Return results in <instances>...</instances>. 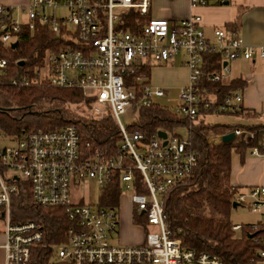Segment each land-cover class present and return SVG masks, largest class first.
<instances>
[{"label": "built area", "instance_id": "built-area-1", "mask_svg": "<svg viewBox=\"0 0 264 264\" xmlns=\"http://www.w3.org/2000/svg\"><path fill=\"white\" fill-rule=\"evenodd\" d=\"M226 0H189L190 6L206 7ZM151 0H28L25 6L0 5V87H50L81 91L91 99L88 109L94 119L110 115L119 133L115 156L83 144L71 125L54 130L22 131L10 135L0 127V264H36L34 248L44 239L42 227L32 221H12V199L21 186L29 189L33 205L61 209L67 221L66 241L53 248L54 262L60 264H223L215 255L189 249L172 238L167 228L164 198L186 183L197 165V157L173 131L166 138L158 131L150 139L130 133L122 116L160 104L166 91L148 82L145 69L165 65L184 57L188 83L174 102L181 118L199 115L238 113L244 110L243 95L235 91L218 101L203 83L228 80L229 64L264 60V46L244 43L234 32L217 28L210 40L202 30L199 16L180 22L149 18ZM136 19L129 22L127 19ZM138 20V21H137ZM139 20H144L140 23ZM45 29L54 41L40 61L26 65L11 58L20 50L23 35ZM17 43L12 49V45ZM221 58L218 70L206 58ZM23 62V66L19 63ZM225 63V64H224ZM14 68V69H13ZM264 113V112H263ZM259 146L264 148V128ZM234 143L250 145L257 131L234 127ZM264 157L257 147L248 149ZM137 174V175H136ZM118 179L133 214L142 215L160 233H145L143 243L114 245L119 231L120 208L90 204L76 191L87 185L104 189ZM140 187L142 192H136ZM87 200V201H86ZM235 203L252 213L264 209V186L235 197ZM260 224L264 226V215ZM240 225L232 231L239 232ZM252 264H264V249L257 251Z\"/></svg>", "mask_w": 264, "mask_h": 264}, {"label": "trees", "instance_id": "trees-1", "mask_svg": "<svg viewBox=\"0 0 264 264\" xmlns=\"http://www.w3.org/2000/svg\"><path fill=\"white\" fill-rule=\"evenodd\" d=\"M135 22L136 19H127ZM138 21V20H137ZM142 24L144 20H139ZM231 32H237V24L227 26ZM54 41L48 32L38 28L34 35L27 32L23 35L20 50L11 54V58L21 60L26 65L40 61L44 51L52 48ZM209 67L205 70H218L221 58L214 54L206 58ZM14 69V68H13ZM144 72L148 75V69ZM208 92L214 93L218 101L226 95L241 90L243 82L233 80L228 83H203ZM3 109H12L7 113L0 112V127L10 135H19L22 131L54 130L71 125L76 128L83 144L90 143L91 148H99L108 155L115 156L120 148L118 126L110 115L94 119L83 115L82 111H73L70 107L79 105L88 109L91 99L83 97L81 91L74 89H55L50 87L12 88L0 87ZM82 105H84L82 107ZM79 107V110H81ZM241 117H257L255 113L242 110L238 113H225ZM210 113L199 115L195 120L181 118L170 108L154 104L134 113L137 118L130 124V133H140L150 139L158 131L171 133L177 129L188 132L190 148L197 157V165L191 178L177 187L164 198L167 228L172 238L180 239L186 247L198 253L206 252L217 256L223 264H252L257 251L264 249V226L240 225L239 232L232 231L230 212L235 203V190L229 185L232 151L244 158L251 147H260L263 125L241 126L246 130L257 131L250 145L244 143H227L218 146L206 142L209 133L224 135L235 126L207 125L204 118ZM137 175V174H136ZM136 192H142L140 187ZM121 188L118 179L104 189L100 206L120 208ZM210 212V214L207 213ZM133 214L136 225H144L142 215ZM12 221H32L39 224L44 232L43 242L34 248L33 262L36 264H60L54 262L53 248L66 241L64 233L67 221L61 209L40 208L32 204L29 189L21 186L12 199ZM238 233V234H237Z\"/></svg>", "mask_w": 264, "mask_h": 264}, {"label": "crops", "instance_id": "crops-1", "mask_svg": "<svg viewBox=\"0 0 264 264\" xmlns=\"http://www.w3.org/2000/svg\"><path fill=\"white\" fill-rule=\"evenodd\" d=\"M226 2L227 5H224V3L210 4L206 7L192 8L189 0H151L149 18L180 22L192 15L199 16L202 21V30L210 40L213 38L215 29L224 28L226 31L231 32L227 29V26L236 23L238 27L236 33L245 44L253 47L264 46V0H235L233 3H231V0H226ZM27 3L28 0H0V5L5 6L19 7L25 6ZM257 60L263 61V59L256 56L248 62L237 61L229 64L230 75L224 83L233 80L243 82V88L238 91L243 95L244 110L261 117L264 115V70L258 68ZM170 64V67H161L165 71V77L159 83L161 85L167 83L177 88L179 92L188 83V71L184 67V57L180 55ZM149 76L150 72L148 78ZM253 125L255 124L240 123L234 126L241 128V126ZM222 136L209 133L206 136V142L215 146L224 144L221 140ZM231 143H234V141ZM230 166L229 185L235 190V197L239 194L248 193L252 188L264 186V157L251 156L248 151L246 156L241 158L239 154L232 151ZM238 207L241 206L237 204L233 209L237 210ZM253 214H256L255 216L258 218L257 223L251 225L260 224L264 209H261L260 213Z\"/></svg>", "mask_w": 264, "mask_h": 264}, {"label": "rangeland", "instance_id": "rangeland-1", "mask_svg": "<svg viewBox=\"0 0 264 264\" xmlns=\"http://www.w3.org/2000/svg\"><path fill=\"white\" fill-rule=\"evenodd\" d=\"M235 2V0H231V3ZM171 22V21H169ZM258 57V56H257ZM172 63L174 62V59L168 61L166 65H157L156 63L151 64L149 68L150 76L148 78V82L152 86H157L166 91L165 97L159 101L160 104L170 108L172 111H174V102L177 98V88H174L167 83L164 85H161L159 81L161 82V79L165 77V71L161 67H170ZM258 68L261 70H264V60H257ZM3 103V100L0 96V104ZM84 105H82L83 107ZM79 105L70 107L73 111H82L83 115L90 116V113L88 109H82L79 110ZM263 109H264V102H263ZM91 117V116H90ZM137 120L136 117H131L129 115L122 116L121 121L124 124V126H129L133 122ZM205 124L207 125H229L234 126L235 124H264V115L261 117L256 118H245L237 115H228V114H219V115H207L204 118ZM5 132V131H4ZM7 133V132H6ZM176 133L178 136H180L182 139L187 140L188 139V132L185 129H177ZM9 134V133H8ZM85 196L88 198L90 204L98 205L99 204V189L95 185H87L83 188H80L76 191L75 198L78 196ZM127 198L125 195L121 200L120 204V226L118 234L116 233L112 237V243L114 245H122V246H132V245H138L139 243L143 242L145 233H152L157 234L160 233V230L158 227L151 226L148 224V222L144 219H140L138 216L137 218L143 221L144 219V227L143 225H136L133 222V212L130 203L127 202ZM86 200V201H87ZM208 214H210L209 211H207ZM256 214H253L251 211L244 207H238L237 210L232 209L230 212L229 220L232 222L233 225H251L252 223H257V216ZM136 216V215H135ZM132 217V218H131ZM3 231V224L0 223V232ZM238 234V233H237ZM0 258H1V252H0Z\"/></svg>", "mask_w": 264, "mask_h": 264}, {"label": "water", "instance_id": "water-1", "mask_svg": "<svg viewBox=\"0 0 264 264\" xmlns=\"http://www.w3.org/2000/svg\"><path fill=\"white\" fill-rule=\"evenodd\" d=\"M227 4H228L227 2L226 3L224 2V5H227ZM16 45H17V43L13 44L12 49H14L16 47ZM23 64H24L23 62H20L19 66H23ZM9 110H12V109H3L0 107V112L7 113ZM158 135H159V137H161L163 139L166 138V134L164 132H159ZM221 140L224 144L231 143L234 140V134L233 133H227L221 137ZM236 205H237L236 203H233V208H235Z\"/></svg>", "mask_w": 264, "mask_h": 264}]
</instances>
